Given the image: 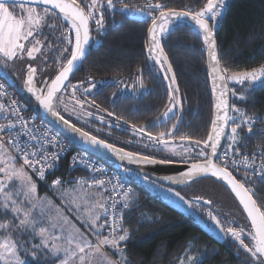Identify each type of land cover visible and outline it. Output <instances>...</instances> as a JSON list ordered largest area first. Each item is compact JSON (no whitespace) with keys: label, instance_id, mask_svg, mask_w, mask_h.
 Here are the masks:
<instances>
[{"label":"snow or ice","instance_id":"snow-or-ice-1","mask_svg":"<svg viewBox=\"0 0 264 264\" xmlns=\"http://www.w3.org/2000/svg\"><path fill=\"white\" fill-rule=\"evenodd\" d=\"M199 2L200 0H197V3ZM116 6L114 0H0V64L7 68L17 60L35 61L38 55L46 60L44 49L47 47L54 50L58 55L53 57V62L59 64V68L54 78L42 82L43 88L37 87L35 83L37 67L32 63L26 64L24 86L44 111L67 125L71 132L78 134L81 139L115 154L121 161L127 160L137 165H188V170L179 178H166L174 184L189 183L206 176L226 182L242 205L250 222V229L245 232L243 228L225 227L211 209L207 211V215L221 232L230 234L239 246L250 254L253 264H264V205L258 204L254 191L229 170V164L237 170L243 166L264 178V149L259 153L258 170L256 155L250 159L249 156L240 154L238 129L245 126L251 134L253 119L229 104L230 90L227 88L228 81L244 85L246 82L254 84L264 80V65L245 71H233L221 66L214 24L223 14L224 0H204L199 8L183 10L149 0L144 7L130 9L125 4L121 9L123 12L147 15L151 22L147 29V53L161 68L165 67L164 62L167 61L162 39L170 33L174 19L191 20L198 33L202 34L203 43L207 46L212 90L216 95L215 118L210 122L211 127L206 138L194 140L191 136L179 134L180 121L173 113L181 105V100L177 96L179 86L176 84V76L171 70L170 62L167 64V72H171V75L167 76L166 73L167 79L171 81L168 84L169 103L163 113V130L153 133L146 126L130 125L131 131L141 137L143 146L151 149L148 153L116 148L115 145L78 128L61 115V105L64 111H68V105L62 99L64 91L68 88L66 82L87 56V46L91 39L90 25L94 23L99 29H103L104 8L115 9ZM57 15L67 22L66 28L57 25ZM45 28L51 32L60 31V44L55 48L52 43L45 44L48 40ZM64 43L69 45L71 50L64 47ZM64 53L68 55L64 56ZM61 60L66 62L61 63ZM140 86H143L142 79ZM79 87H83L84 94L87 95L96 85L90 83L84 87L83 82L71 85L75 101L72 112L79 111L91 116L92 113L83 111L85 102L75 98ZM3 89L4 85L0 84V91ZM231 91L235 96V91ZM238 98L244 99L243 96ZM92 103L94 105V101ZM230 112L234 115H230ZM0 114L5 115L7 120V123H0V214L12 217L11 220L0 222V264H27L24 257L31 256L36 259L38 253L41 256L59 258L58 264H120L124 257L113 261L104 252V248L108 247L121 253L122 243L129 239V232L123 226V212L117 205L120 204L122 208L129 206L131 190L123 191V184L116 178L114 183L112 179L108 181L110 189L102 179H94L91 182L80 180L76 182L78 187L60 193L69 205H75L86 225L87 232H81L59 208L51 205L47 199L41 200L37 195V185L32 179V174H35L43 180L46 171L54 169L60 154L57 151L49 152L46 146L58 147L57 136L45 131L38 137L29 127V122L23 118L15 100L12 101L10 110L0 104ZM13 115L15 119L11 118ZM173 120L176 122H172ZM21 136L27 139L21 142ZM225 138L227 146L222 148L221 142ZM19 160H22V164L18 166ZM143 178L146 181L149 179L147 175ZM244 179L247 180L248 177L245 176ZM52 184L60 186L62 181L57 178ZM93 188L99 191H93ZM104 193L109 194L105 196ZM173 194L190 208H198L201 203L212 204L211 200H204L203 197L186 200L180 192ZM117 196L122 199H117ZM36 209H39L38 216L34 215ZM245 236L249 243H245ZM90 237H93L95 242Z\"/></svg>","mask_w":264,"mask_h":264},{"label":"trees","instance_id":"trees-1","mask_svg":"<svg viewBox=\"0 0 264 264\" xmlns=\"http://www.w3.org/2000/svg\"><path fill=\"white\" fill-rule=\"evenodd\" d=\"M148 2L149 0H120L116 2V7H123L126 4L133 9L144 7ZM151 2L166 3L170 8L183 10L199 8L204 0H200L199 3L197 0H151ZM55 22L60 27L68 26L59 15L55 17ZM150 23L132 20L127 12L121 13L117 10L114 11L113 17L106 20L104 33L99 36L102 39L100 46L92 48L88 60L73 81L80 83L86 79L88 85L98 82L102 88L113 85V91L102 93L100 89L97 93L94 91L88 96H83L84 98L104 108L103 102L107 99L112 101L115 116L119 117L127 115L126 107L130 103L156 102L162 107L165 106L169 97L167 82L147 66V29ZM218 26L217 44L222 67L233 71H245L264 65V0H229ZM44 31L48 34L46 45L52 43L55 48L60 44L59 30L51 32L45 28ZM162 44L175 73L176 84L179 86L178 94L182 104L176 115L182 122L179 134L191 136L194 140L204 139L213 120V96L207 46L203 43L202 34L198 33L194 25L179 20L170 33L163 37ZM63 46L71 50L66 43ZM44 52L46 61L53 67L49 76L52 79L59 68V64L53 62V57L58 54L47 47ZM63 55L67 56L68 53ZM65 62L61 60V63ZM141 79L144 83H149L151 90L139 97L122 91L124 84ZM101 81L105 84H101ZM17 94L29 109L40 113L32 98L27 99L24 95L25 98L22 99L21 94L19 92ZM231 103L243 105L254 114H263L264 80L247 92L244 99L231 94ZM135 109L140 113L139 118L143 122L154 119L158 113L149 106ZM63 116L100 139L133 152L144 153L127 144V138H122L119 127L92 123L81 125L74 117ZM258 146L264 149V134L255 133L249 136L241 145L240 151H250ZM109 165L118 170L115 165ZM231 171L238 180L245 182L246 186L254 191L258 204L264 205V178L244 170ZM245 176L248 177L247 180L244 179ZM124 179L132 186L130 204L124 211L123 225L129 232V239L125 244L128 264H176L182 257L189 255L195 256L199 264H253L250 254H247L232 237H216L195 223L178 205L153 195L140 180L133 176ZM39 187L45 191L43 187ZM248 226L250 227L249 223Z\"/></svg>","mask_w":264,"mask_h":264},{"label":"flooded vegetation","instance_id":"flooded-vegetation-1","mask_svg":"<svg viewBox=\"0 0 264 264\" xmlns=\"http://www.w3.org/2000/svg\"><path fill=\"white\" fill-rule=\"evenodd\" d=\"M118 1H120V0H114V3L116 4V2H118ZM122 8L123 7H121V6L120 7H116L115 9H111V8L105 7L104 8V24H105L107 19H109L110 17L114 16V11L117 10V11H119L121 13H126V12H123L121 10ZM106 9H107V11H106ZM16 11H17V13H19V9H17ZM109 13L111 15H108ZM132 13L133 12H131V11L127 12L129 17H130V15ZM135 21H150V20L147 17V15H143L141 19L135 20ZM91 26H92L93 40H92L91 47H90V53H91L92 48H97V47L100 46V44L102 42V39H100L99 36L104 33L103 29H99L94 23L91 24ZM90 53L87 56V58H86L85 62L83 63V65L88 60V57L90 56ZM169 62L170 61H169V58L167 56V61L164 62L165 63V67L161 68L160 64L156 63L148 55V65L147 66L151 67L156 75L163 77V79L166 80V82H169L167 80V78H166V73H167L168 76L171 75V72H167V64ZM27 63H32L33 66L37 67V74H36V77H35V83H36L37 87L42 88L43 85H44L42 82L46 81V80H50V78H49V76L51 74L50 70L53 67H51L49 65V63L45 59H41L39 55L37 57V60H35V61H30L29 60ZM27 63H24L26 71H27V67H26ZM83 65L81 66V68L83 67ZM139 67L141 68L140 64H139ZM81 68L77 71V73L74 75V77L79 73ZM162 70H163V72H162ZM171 70H172V67H171ZM172 72H173V70H172ZM123 74H121V75H123ZM0 75L2 77L6 78L9 81V83L11 84V86L15 90H17V92H19L21 94L20 96L22 97V99L25 98L24 95H26L27 99H31V96L26 92L25 86H24L27 72H25V75H24V77L22 78L21 81H17V80L14 79L12 71H10L9 69L5 68L2 64H0ZM74 77L67 84L68 85L67 90L64 91V93H65L64 98L68 102H71L72 100H74L73 97H72L71 85H78L79 84V83H77V82L75 83L73 81ZM139 78H140V76H139ZM81 82H83L84 87L89 86L87 84L88 81L86 79L82 80ZM94 83H95L96 87L91 91V93H93L94 91H96L95 93H97L100 89L102 90V93L103 92L108 93V92H112L113 91V85H111V87L110 86H106V87L102 88V87H100L98 82H94ZM100 83L101 84H105L102 81ZM167 85H168V83H167ZM149 90H151V88L149 87V83H144L143 82V86L141 87L140 86V80H137V81L133 80V82H129L127 84H124L123 87H122V91L123 92H125L127 94H130L132 96H136V97L141 96L142 94H144L145 92H148ZM23 91H24L25 94L22 93ZM88 95L89 94H87V95L84 94L83 87H79L77 92H76L75 98L76 99H80L81 101L85 102L84 103V110H83L84 113H87V112L92 113L91 116H88V115L83 114V113H81L79 111L75 112L74 119L79 124L88 125V124L92 123L93 125L102 124V125H110V126L119 127L120 130H121V133H122L121 134L122 138L123 139L127 138V141H126L127 144L132 145V147L135 150H137V151H141V152H144V153H148V152L151 151L150 148H145L143 146V143L141 142V137L137 136L135 133H133L131 131L130 125L135 124V125H137V127L146 126L147 129L149 131H152L153 133H155L157 131H160V130H163V124H162V120L164 119L163 118V113L165 112V110H166V108L168 106L169 97H168V101H167V103L165 104L164 107H162V105L160 103H156V102H153V103H151V102H147V103L146 102L130 103L129 106L126 107L127 108V115L125 117H119V116H115V113L113 111L114 104H113L112 101H109L107 99L105 102H103V103H105L104 104L105 108H104L102 105H99V106L93 105L92 102H90L88 99L83 97V96H88ZM100 97H102L101 94H100ZM143 106H149L150 108L155 109L156 113L158 112L154 119H147L146 122H143L139 118V114L140 113L135 108H137V107L141 108ZM181 107H182V104L178 107V109H176L174 111L173 115L175 117H176V115H178ZM109 113H114V115H109ZM117 117H119L120 119L117 120L116 119ZM101 118H103V119H101ZM177 119L180 121V123H179V129H180L182 122H181V119H179V118H177ZM125 122H127V123H125ZM172 122H176V121L173 120ZM153 125H155V127Z\"/></svg>","mask_w":264,"mask_h":264},{"label":"built area","instance_id":"built-area-1","mask_svg":"<svg viewBox=\"0 0 264 264\" xmlns=\"http://www.w3.org/2000/svg\"><path fill=\"white\" fill-rule=\"evenodd\" d=\"M0 84L4 85V89L0 91V104H3L6 110L11 109L12 101L15 100L21 110L23 118L29 122V127L32 128L33 132L38 137L42 136L43 133L47 131L51 135H55L58 138V143H59L58 147L46 146L49 152L57 151L60 154V158L58 162L55 164L54 169L47 170L45 179L43 180H41L37 175L32 174V179L35 182H37L41 187H43L46 193L55 196V189L59 186H53L52 182L57 178H59L62 181V185L60 186L76 183L77 181L80 180L91 182L94 179H102L105 181V184L108 185L109 189L111 188V185L108 184V181L112 179L114 183L115 179L118 178L123 184L122 190L127 191L130 189L131 190L130 195H131L132 186L123 177H121L120 174L115 169H113L107 162L90 154L89 152H86L84 150L75 147L59 131H57L50 123H48L40 113L29 109V107H27V105L20 99L16 90L1 75H0ZM3 93H6V95ZM231 105H234L235 107L239 108L242 112L252 117L253 119L252 131L258 130L257 133L264 134V113L254 114L247 107L243 105H239L235 103H231ZM229 114L234 115V113L231 112ZM11 118L15 119L14 115ZM0 123H7V120L5 119V115L3 114H0ZM238 133H239V139L241 141V145L246 141V139L249 136L255 135L252 133L251 134L248 133L247 128L245 126H242L240 129H238ZM20 139L22 142L23 140L27 139V137L21 136ZM226 146H227V140L225 138L222 143V148ZM240 147H239V152L241 155H247L249 156L250 159L253 155L257 156L256 168L258 170L259 153L262 150V147L258 146L250 151L248 150L245 152H241ZM19 164H22V160L18 161V165ZM229 169L237 170L231 164H229ZM239 170L247 171L255 176H260L255 174V172L252 169H245L243 166H241ZM29 171L31 174V170ZM104 194L105 196H107L109 193H104ZM116 198L122 199L121 196H117ZM117 208L123 212V217H124L125 208H122L120 204L117 205ZM123 225H124V220H123ZM92 239L94 241L93 237Z\"/></svg>","mask_w":264,"mask_h":264},{"label":"rangeland","instance_id":"rangeland-1","mask_svg":"<svg viewBox=\"0 0 264 264\" xmlns=\"http://www.w3.org/2000/svg\"><path fill=\"white\" fill-rule=\"evenodd\" d=\"M229 0H224V8H223V14L219 18L218 22L223 18L225 13V8L228 4ZM179 22V20L173 21V25L171 30L174 28V26ZM218 22H215L214 27L215 29L218 27ZM29 61V60H28ZM27 60H17L14 63H10L7 69L12 71L14 79L17 81H21L22 78L25 75L26 68L24 63L28 62ZM163 72V70H162ZM168 76V75H167ZM167 78V77H166ZM169 82H171L169 79H167ZM263 82L257 81L254 84L246 82L244 85H240L234 81H228L229 86L231 87V90H234L236 93V97L239 96H245L247 92H249L251 89L257 87ZM24 93V91L22 92ZM25 94V93H24ZM232 94V91H231ZM65 93L62 96V99L64 102L68 105V111L63 110V105L60 106V111L65 116H71L75 117V113L72 112V107L74 104V100L71 102L66 101L64 98ZM177 96L179 97V94L177 93ZM234 96V95H232ZM234 96V97H235ZM175 111V110H174ZM118 170H116L120 176L123 178H131L132 176L138 180L145 186H147L153 195H156L158 198L169 201L172 203H175L178 205L186 214L190 215L195 223H198L199 225L203 226L207 230H209L213 235L219 238H228L231 237L230 234H225L224 232H221V230L215 225V223L209 219L207 215V211L211 209L213 211V214L216 215L222 222V224L225 227H236L237 229L243 228L245 232L249 230V226L247 223V219L244 215V213L241 210V207L239 206L236 199L231 195L228 188L213 179H202L198 180L194 183L180 186V187H171L167 185H163L161 183H158L157 181L149 178L147 181L144 180V175H141L133 170L127 169L125 171L124 167L115 165ZM34 181V180H33ZM37 183V182H36ZM38 184V183H37ZM169 189H172L173 191H169ZM173 192H180L181 196L185 197L186 200L192 199L194 197H203L205 200H211V205H206L201 203V206L198 208H190L188 207L183 201L179 200ZM43 200V199H41ZM50 202V201H48ZM37 213V214H36ZM39 209L34 210V215L38 216ZM3 215V214H2ZM5 219L11 220L12 217L10 215L8 216H1L0 214V222H3ZM46 223V222H45ZM25 239V237H24ZM245 243H249V239L245 236ZM105 252V251H104ZM106 253V252H105ZM107 254V253H106ZM40 255L39 253L37 256ZM108 255V254H107ZM109 256V255H108ZM31 256L24 257L27 261ZM194 258V259H189ZM178 264H199L197 263L196 257L193 255L184 256L182 257Z\"/></svg>","mask_w":264,"mask_h":264},{"label":"water","instance_id":"water-1","mask_svg":"<svg viewBox=\"0 0 264 264\" xmlns=\"http://www.w3.org/2000/svg\"><path fill=\"white\" fill-rule=\"evenodd\" d=\"M130 18L132 20H139V19L142 18V15H139L138 13H134L133 12L130 15ZM183 21H186V22H188V23H190V24L193 25V22L191 20L185 19ZM90 28H91V33H90L91 39H90L89 44L87 46V56L90 53V47H91V43H92V40H93L92 26L91 25H90ZM218 28H219V26L215 30L216 31L215 40H216V45H217V54H218V44H217V32H218ZM148 40H149V36H148ZM87 56H86V58H87ZM218 56H219V54H218ZM86 58L82 62L79 63L77 69L74 70L73 74L69 77V81L74 77V75L77 73V71L81 68V66L85 62ZM207 61H208V68H209V75H210V82H211V90H212V76L210 74V67H209V58H208V55H207ZM69 81H67L66 84H68ZM43 87H44V85H43ZM227 88L230 90V86H229L228 82H227ZM25 90L27 92V89L26 88H25ZM28 94L34 100L35 105L38 106L39 111H40V114L45 118V120L48 123H50L57 131H59L69 142H71L75 147H77V148H79L81 150H84L86 152H89L90 154H92V155H94V156H96V157L104 160L105 162H107L109 164L118 165V166H121V167L130 169V170H133V171H135V172H137V173H139L141 175H144V176L147 175L149 178L157 181L158 183H161V184L167 185V186H171V187H180V186L188 185V184L194 183V182H196L198 180H202V179H206V178L213 179V180H215L217 182H220V183L224 184L228 188V190L231 192V194L233 195V197L237 200L239 206L241 207V209H242V211H243V213H244V215H245V217H246V219H247V221H248V223L250 225V222H249V220L247 218L246 213L243 210L242 205L239 203L238 198L235 197V194L226 185V182H224L222 180H219L218 178H215V177L206 176V177H200V178L196 179L195 181H192V182H189V183L174 184V183H172L170 180H168L166 178L167 177L179 178L180 175L183 172H185V171L188 170V165L182 164V163H173V164H170V165H137L135 163H129L127 160L121 161L115 154L110 153V152H108L107 150H105L103 148H98L96 146H93V145L89 144L87 141L81 139L78 136V134L72 133L71 130H70V128H68L67 125L61 123L58 119H56L55 117H53L51 114L45 112L44 109L39 105V103L35 100L34 96L31 93H28ZM212 96H213V119H214L215 118V107H214V105H215V101H216V95L213 92V90H212ZM228 100H229V104L231 105V91L228 92ZM77 127L80 128L79 126H77ZM257 132H258V130H253L252 131V134H255ZM226 134H227V130H226ZM223 141H224V139L221 142V146H222ZM115 147L116 148H121V147L116 146V145H115ZM125 150L126 151H130V150H127V149H125ZM131 152H133V151H131ZM233 175H234V173H233Z\"/></svg>","mask_w":264,"mask_h":264},{"label":"crops","instance_id":"crops-1","mask_svg":"<svg viewBox=\"0 0 264 264\" xmlns=\"http://www.w3.org/2000/svg\"><path fill=\"white\" fill-rule=\"evenodd\" d=\"M36 185H37V195L41 199H47V201H50V204L55 205L57 208H59L62 211L63 215L66 216L73 224H75L76 227H78L81 232H87L86 231L87 230L86 225L83 223L82 219L80 218V216H79V214L75 208V205H69L64 200V198L60 195V193L66 191V190L78 187L77 183H72L69 185H63V186L57 187L55 189V196L50 195V194L46 193L45 191H42L39 187L40 186L39 184L36 183ZM85 188L87 189L86 185H85ZM92 190L93 191H99L98 189H95V188H93ZM82 208H83V205L81 206V209ZM90 238L92 239V237H90ZM25 239H27V237H25ZM126 242H123L121 245V247L123 248V251L121 253H117L108 247H105L106 249H104V251L109 255V256L108 255L107 256L110 257L113 261L120 260V257L123 256L124 259L120 260V264H128V258L126 255V246H125ZM58 259L59 258L54 259L51 256L38 255L36 259H33L32 257H30L28 259L29 261H27V264L28 263L58 264ZM86 264H87V262H86ZM176 264H178V262Z\"/></svg>","mask_w":264,"mask_h":264}]
</instances>
